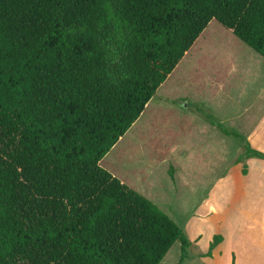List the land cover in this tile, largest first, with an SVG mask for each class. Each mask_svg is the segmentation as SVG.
<instances>
[{
    "label": "trees",
    "instance_id": "1",
    "mask_svg": "<svg viewBox=\"0 0 264 264\" xmlns=\"http://www.w3.org/2000/svg\"><path fill=\"white\" fill-rule=\"evenodd\" d=\"M212 20L264 59V0H0V264H160L177 241L183 264L182 228L100 163ZM213 126L244 175L264 160Z\"/></svg>",
    "mask_w": 264,
    "mask_h": 264
},
{
    "label": "rangeland",
    "instance_id": "2",
    "mask_svg": "<svg viewBox=\"0 0 264 264\" xmlns=\"http://www.w3.org/2000/svg\"><path fill=\"white\" fill-rule=\"evenodd\" d=\"M238 47L248 54L227 60L222 56L239 52ZM191 51L100 164L160 207L188 238H195L183 264H264L260 192L254 195L259 207L244 203L234 209L248 195L225 187L232 168L234 184L245 186L248 181L256 186L261 167L246 163L244 175V163L235 164L239 141L213 126L219 119L247 140L256 132L251 127L264 108L259 91L264 87V59L215 20ZM210 200L223 219L202 223L201 211ZM215 228L225 236L220 257L211 262L214 258L199 256L208 249L207 238ZM180 257L177 241L160 264H179Z\"/></svg>",
    "mask_w": 264,
    "mask_h": 264
},
{
    "label": "crops",
    "instance_id": "3",
    "mask_svg": "<svg viewBox=\"0 0 264 264\" xmlns=\"http://www.w3.org/2000/svg\"><path fill=\"white\" fill-rule=\"evenodd\" d=\"M227 46H232L231 44H228ZM235 46H238L237 44ZM241 46V45H240ZM194 47V46H193ZM193 47L191 48V50L193 49ZM189 51L185 56H188L189 53H191L192 51ZM238 51L239 52H236V53H227V54H222L223 57H226L227 58H230L231 56H236L239 57V54L240 53H245L248 54L246 51H242L241 48L238 47ZM184 59V58H183ZM227 60V59H226ZM234 60V58L232 59ZM185 61V59H184ZM233 63L229 64L228 67H227V71L231 68V65ZM245 67L246 65L243 64ZM242 65V67H243ZM243 72V71H242ZM172 75V74H171ZM170 75V76H171ZM170 76L168 77L167 80H169ZM166 80V81H167ZM253 82H254V79H253ZM259 91H260V94L261 96L263 97L264 96V87H260L259 88ZM176 111V113H178L177 109H174ZM173 110V111H174ZM260 120H261V123H260ZM251 129L255 130L256 132L255 133H250V135L248 136V141L250 142V144L252 145L253 148L261 151L264 153V132H262V130L264 131V108L262 109V113H261V116L257 118L256 122L254 123V125L251 127ZM262 133V134H261ZM249 166H251L252 168L255 167L256 165H260L261 167V172L260 174L258 175V184L255 186V185H251L249 186L246 182V185L245 186H242V185H238V184H234V176L236 175V169L232 168L231 170H229L228 172V176L226 178V180L228 181V185H226L225 187L227 188L228 192L232 193H239V192H243L245 193L246 195H248L244 201H239V203H237L236 205H234V209H236L238 207V205H253L255 204L256 207H259L257 204L258 202L257 201H254L255 200V197L254 195L258 192H260L261 194V199H260V204L262 205V208L264 209V160H258V159H250L246 162ZM245 163V164H246ZM253 164V165H251ZM215 191V190H214ZM213 191V192H214ZM144 196V195H143ZM147 198V197H146ZM213 207H212V206ZM213 209V211H212ZM211 210V213H207ZM201 213L203 214V217L200 221H202V223H217L220 221V219H223L221 217V215L219 214V212H217V209L215 208L214 204L211 202H209L208 205L204 204V208L203 210L201 211ZM254 216V213L251 215V217ZM250 221V220H249ZM261 229V233H262V241H263V245H264V224L262 225V227H260ZM253 230V229H252ZM219 232V233H217ZM222 235L223 233L218 229V228H215L211 234L208 236L207 238V243H206V246L208 247L209 249V245H210V242L212 241L214 235ZM224 235V234H223ZM222 235V236H223ZM225 236V235H224ZM192 241V243L194 242L195 238L193 237L192 239H190ZM223 240H224V237H223ZM223 242V241H222ZM221 242V243H222ZM221 243L216 246L214 248V250L212 251V256L211 257H201V258H208L209 260L210 259H213V260H210L211 262H214L216 257H220V250H221ZM193 245V244H192ZM192 247V246H191ZM208 249H206L205 251H203L200 255H203L205 253L208 252ZM264 262V261H263ZM262 262V263H263ZM250 264H256V262H251Z\"/></svg>",
    "mask_w": 264,
    "mask_h": 264
}]
</instances>
